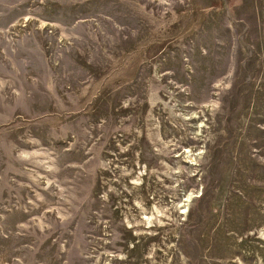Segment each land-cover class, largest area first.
Returning <instances> with one entry per match:
<instances>
[{"label": "rangeland", "instance_id": "374dc122", "mask_svg": "<svg viewBox=\"0 0 264 264\" xmlns=\"http://www.w3.org/2000/svg\"><path fill=\"white\" fill-rule=\"evenodd\" d=\"M0 264H264V0H0Z\"/></svg>", "mask_w": 264, "mask_h": 264}]
</instances>
